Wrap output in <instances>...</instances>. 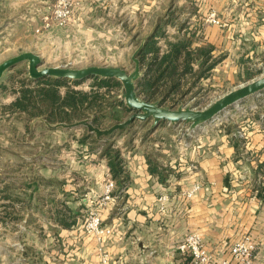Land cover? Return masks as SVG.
I'll list each match as a JSON object with an SVG mask.
<instances>
[{
  "label": "crops",
  "instance_id": "0c3cea01",
  "mask_svg": "<svg viewBox=\"0 0 264 264\" xmlns=\"http://www.w3.org/2000/svg\"><path fill=\"white\" fill-rule=\"evenodd\" d=\"M56 2L0 0V64L29 51L45 60L57 57L53 46L58 45L60 37L48 27ZM93 3L124 12L123 19L102 16V39L122 36L125 31L134 35L145 29L150 32L160 21L172 38L177 32L179 37H191L194 48L212 45L213 57L221 56L212 68L214 78L220 73L226 77L243 73L264 61V0H77L75 9L80 8L83 13L69 19L72 31L84 23V10L91 9ZM176 4L183 9L181 25L165 14ZM211 10L225 21L224 26L205 22V15ZM128 20L130 26L124 30L121 25ZM107 24L112 28H106ZM260 95L263 94L250 98L264 103V96ZM251 109L236 122V128L207 130L202 125L168 145H143L137 140L125 145L120 182L116 181L113 197L102 209L103 225L111 232L99 242L92 239L93 235L84 236L83 254L76 256L71 234L66 238L61 235L76 226L72 213L78 207H72L69 200L79 199L80 206L88 207L97 203L99 195L75 198V192L66 194L67 201L51 215L57 232L54 238L61 240L64 254L53 255L55 241H51L50 257H43L38 263L192 264L190 253L180 250L179 245L188 234L196 232L216 260L230 258L233 243L248 235L260 243L252 264H264V108ZM82 150H87V146L83 145ZM148 155L157 161L163 179L150 171ZM104 159L102 172L109 169ZM195 184H200L198 190L186 197L184 193ZM104 187L102 181V193ZM160 193L169 195L166 212L158 206ZM25 260L30 264L33 258Z\"/></svg>",
  "mask_w": 264,
  "mask_h": 264
},
{
  "label": "rangeland",
  "instance_id": "374dc122",
  "mask_svg": "<svg viewBox=\"0 0 264 264\" xmlns=\"http://www.w3.org/2000/svg\"><path fill=\"white\" fill-rule=\"evenodd\" d=\"M92 6L88 11L84 10L87 17L80 27L74 26L73 30L75 31H72L69 26V19L73 14L81 15L80 13H83L82 9H75L78 7L77 4L73 8L68 22L64 25H59L52 16V22L48 23V27L50 29L52 27L51 30L55 31L60 40L58 45L53 46V53L57 54V57L51 60L44 59L45 66L80 69L108 65L122 67L128 72H132L135 68L133 56L141 43L146 40L145 45L137 53L140 68L145 75L146 66L141 62L140 53L145 49L148 41L153 39L156 42L153 47L159 48L158 55L161 57L167 51L169 42L183 39V36L179 37L177 32L173 38L168 36L164 32V24L160 21L149 38L147 36L153 30L148 32V29H145L135 35L127 34L125 31L122 36L102 39V30L105 29L102 24V16L108 18L107 14H109L110 18L108 19L110 20L123 19L124 12L120 13L115 8L103 9L96 3H93ZM182 11L183 9L176 4L165 14L170 17V20L177 21L181 25ZM129 15L132 16L130 13ZM105 26L112 28L113 25ZM129 26V20L121 25L124 30L125 28L128 30ZM37 31L39 32L40 29ZM153 55V53H149L148 60L154 57ZM220 58L221 56L217 58L212 54L211 59ZM209 63L211 60L207 62V66ZM250 68L249 71L254 78L259 77L264 73V61L262 64ZM204 70L205 66L199 65L198 62L193 63V73L181 77L180 89L171 92L168 97L164 94L171 83L150 99L144 97L145 94L139 87V82L144 76L137 81L136 92L145 101H158L166 108L177 109L181 105H192L196 109H205L238 88L239 85L249 81L246 79V71L234 73L230 77L220 73L214 78L212 69L206 70L205 74ZM12 72L0 82V264H26L29 261L25 259H29V257L33 258L32 261L30 260V264H39L40 260L43 261V257H50L51 245L54 241L53 255L56 252L59 255L64 254L63 247L60 248L61 240L55 239L57 232L51 224V215L56 208H62L63 201H67L66 194L71 192L76 193L75 198L84 194L99 195L97 203H92L88 207L80 206L79 199L69 200L72 207L75 209L78 207L77 211L74 210L72 213L76 226L61 235L62 238H66V235L71 234L69 238L74 241L75 255L81 256L84 236L87 238L93 235L92 239L95 238L98 242L99 239H102V236L88 233L86 226L91 219V212L99 209L98 204L102 201L105 190L104 187L102 193V181L105 182V179L112 177L116 185L117 182H120L121 170L125 165L122 155L123 147L130 146L134 140L143 145H152L155 142H159V144L164 142L168 145L173 143L174 139L182 140L185 133H191L194 130L183 123L170 125L168 122H160L156 126L159 130L155 132L156 128L152 129L151 126L153 119L142 122L135 119L128 128L115 131L104 137L102 135L99 137L84 125L50 128L45 122L35 121V119H46L49 124H56V122H51L44 116L29 118L26 113L13 111L8 107L16 97L12 92L13 86L15 89H19V80L27 77L23 65L20 66V64ZM12 75L15 80H8ZM94 77L97 76L87 77L78 81L77 84L76 81L64 80H68L71 87L90 91L93 83L96 82ZM5 83L8 85L7 90L2 87ZM96 87L94 88L97 89ZM121 88V84L114 86L107 94L105 93L106 88H100L99 91L105 93L102 98V110L87 108L84 117L70 123L88 120L94 128L99 130L124 123L137 110L129 108L124 110L121 106H116L123 104V101L118 98L121 95ZM65 89V87L62 88L63 91ZM262 94L258 97L264 96V93ZM254 100L255 98H248L230 107L215 119L202 124L205 125L203 128L207 130L222 126L226 129L236 128V122L244 113L249 112V107H252V111H261L264 108L263 102H259L257 99L254 102ZM96 117L97 123L94 122ZM202 125L198 128H201ZM83 145L87 146V150H82ZM156 154L158 155L160 152L156 151ZM102 158H105L109 167L105 172H102L104 169L102 168L104 163ZM60 195L65 198H60ZM57 197L61 200L56 201ZM80 207L83 208L79 211ZM98 213L102 221V209ZM92 239L91 241H93ZM25 243H28V247L21 248Z\"/></svg>",
  "mask_w": 264,
  "mask_h": 264
},
{
  "label": "trees",
  "instance_id": "16d2710c",
  "mask_svg": "<svg viewBox=\"0 0 264 264\" xmlns=\"http://www.w3.org/2000/svg\"><path fill=\"white\" fill-rule=\"evenodd\" d=\"M190 38L183 37L178 41L169 42L167 51L161 57L158 55L159 48L153 47L156 42L153 39L147 42L145 49L140 53L141 62L146 66V74L139 82V87L145 94L144 97L150 99L160 93L169 83L171 84L164 94L166 97L171 92L178 91L182 83L181 77L193 73V63L195 62L205 66L204 74L206 70L214 68L218 63L219 59H211L212 45L206 44L194 48ZM149 53L154 54L150 60H148ZM210 60L211 63L207 66V62ZM246 77L248 80L254 78L249 70H246ZM94 79L96 82L93 83L91 90L83 91L71 87L68 80L64 79L43 77L33 80L25 77L19 80V89H15L13 86L12 92L16 97L8 107L13 111L26 113L29 118L44 116L51 122L70 123L84 117L87 108L102 110V98H104L105 93L107 94L110 88L121 84L114 78L94 77ZM8 80H15V77L12 75ZM75 83L79 82L76 81ZM2 87L7 90L8 85L5 83ZM63 87L66 88L64 91L62 90ZM103 87L106 88L105 93L99 91ZM116 106L128 110L124 104ZM96 119L97 117L94 120L95 123H97ZM147 160L150 164V171L158 173L159 177L163 179V173L159 170L157 161L151 159L150 155H148ZM60 222L64 223V219H60Z\"/></svg>",
  "mask_w": 264,
  "mask_h": 264
},
{
  "label": "water",
  "instance_id": "95a60500",
  "mask_svg": "<svg viewBox=\"0 0 264 264\" xmlns=\"http://www.w3.org/2000/svg\"><path fill=\"white\" fill-rule=\"evenodd\" d=\"M153 32L147 38L151 37ZM144 40L133 56L135 68L132 72H128L122 67L104 65L102 67L93 66L88 68H66L61 66H45L44 59L39 54L34 52H23L17 56L11 57L0 64V82L5 77L13 73L12 71L18 64H24L23 70L27 73L30 79H40L43 77H51L55 79H68L71 81H80L90 76L100 78H114L121 83V95L118 98L123 101V104L130 110H137L124 123L115 124L107 129L99 130L94 128L88 120L75 121L74 123L56 124L47 123L46 119L36 118L35 121L45 122L50 128L58 127H75L84 125L89 131H94L99 137L102 135L109 136L115 131H120L128 128L135 120L147 121L153 119L152 129H155L160 122H168L170 125L183 123L192 130H196L198 126L215 119L219 114L226 111L244 100L264 92V73L259 77L252 78L248 82L239 85L238 88L224 95L209 107L205 109H196L194 106L181 105L177 109L163 107L160 102H148L140 98L136 92L137 81L144 76V72L140 68V61L137 53L145 45ZM264 72V69H263Z\"/></svg>",
  "mask_w": 264,
  "mask_h": 264
},
{
  "label": "built area",
  "instance_id": "2783aa9c",
  "mask_svg": "<svg viewBox=\"0 0 264 264\" xmlns=\"http://www.w3.org/2000/svg\"><path fill=\"white\" fill-rule=\"evenodd\" d=\"M76 4L77 0H57L53 8V18L55 21L59 25L67 23ZM204 19L205 22L213 25H225V21L218 16L215 10L209 11ZM115 187L116 184L112 177L105 179V190L102 195V201L98 204L99 209L91 212V219L86 226L88 233H94L103 237L111 232L110 228L103 225V220L101 221L98 212L104 209L112 199ZM199 187L200 184H195L191 189L187 190L184 195L189 198L192 197ZM168 200L169 195L167 193H160L157 196L158 206L162 212H166ZM259 247L260 243L247 235L237 239L233 243L230 249V258L216 260L214 255L205 248L199 233L194 232L188 234L179 245L180 250L190 253L192 264H252Z\"/></svg>",
  "mask_w": 264,
  "mask_h": 264
}]
</instances>
